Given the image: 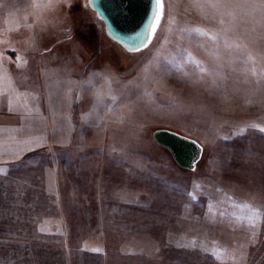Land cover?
Returning <instances> with one entry per match:
<instances>
[{
	"label": "rangeland",
	"instance_id": "374dc122",
	"mask_svg": "<svg viewBox=\"0 0 264 264\" xmlns=\"http://www.w3.org/2000/svg\"><path fill=\"white\" fill-rule=\"evenodd\" d=\"M90 1L0 0V264H264V0H163L138 51Z\"/></svg>",
	"mask_w": 264,
	"mask_h": 264
},
{
	"label": "water",
	"instance_id": "95a60500",
	"mask_svg": "<svg viewBox=\"0 0 264 264\" xmlns=\"http://www.w3.org/2000/svg\"><path fill=\"white\" fill-rule=\"evenodd\" d=\"M90 3L105 21L109 36L129 51H138L149 43L148 23L153 13L159 11L156 0H91ZM154 138L184 169L194 170L202 158L201 144L176 131L157 129Z\"/></svg>",
	"mask_w": 264,
	"mask_h": 264
},
{
	"label": "snow or ice",
	"instance_id": "6c2138e0",
	"mask_svg": "<svg viewBox=\"0 0 264 264\" xmlns=\"http://www.w3.org/2000/svg\"><path fill=\"white\" fill-rule=\"evenodd\" d=\"M156 6H157V9L159 10L158 12H154L153 15L151 16L150 18V21L148 23V30L151 34H155V30L156 28L159 26V19L160 17L162 16L163 14V9H164V3H163V0H156ZM192 31H195L197 33H200L202 34V30L201 29H193ZM147 46V45H145ZM193 63H197L195 61H193ZM197 66L198 63H197ZM252 127H256L255 125H252ZM259 131L260 132H264V128H259ZM242 134V133H240ZM237 207H239L242 211L245 210V209H248V210H252V206L247 204V203H242V204H238L236 205ZM257 212V214H259L258 210H255ZM238 220L240 219H244V217H236ZM95 251H99V249H95Z\"/></svg>",
	"mask_w": 264,
	"mask_h": 264
},
{
	"label": "crops",
	"instance_id": "0c3cea01",
	"mask_svg": "<svg viewBox=\"0 0 264 264\" xmlns=\"http://www.w3.org/2000/svg\"><path fill=\"white\" fill-rule=\"evenodd\" d=\"M13 61H14L13 57H10L7 53L2 52L0 50V72L2 71V73H0V82H2L3 85H4V82H5V79L8 77L9 70H11L10 69V64H13ZM6 85L8 86L7 83H6ZM4 87H3V90L5 89Z\"/></svg>",
	"mask_w": 264,
	"mask_h": 264
},
{
	"label": "bare ground",
	"instance_id": "6f19581e",
	"mask_svg": "<svg viewBox=\"0 0 264 264\" xmlns=\"http://www.w3.org/2000/svg\"><path fill=\"white\" fill-rule=\"evenodd\" d=\"M115 40V39H114Z\"/></svg>",
	"mask_w": 264,
	"mask_h": 264
}]
</instances>
